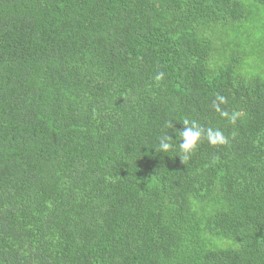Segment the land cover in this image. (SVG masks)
Here are the masks:
<instances>
[{
    "label": "trees",
    "instance_id": "obj_1",
    "mask_svg": "<svg viewBox=\"0 0 264 264\" xmlns=\"http://www.w3.org/2000/svg\"><path fill=\"white\" fill-rule=\"evenodd\" d=\"M261 10L0 0V264H264V81L235 71ZM185 118L229 143L182 162Z\"/></svg>",
    "mask_w": 264,
    "mask_h": 264
},
{
    "label": "clouds",
    "instance_id": "obj_2",
    "mask_svg": "<svg viewBox=\"0 0 264 264\" xmlns=\"http://www.w3.org/2000/svg\"><path fill=\"white\" fill-rule=\"evenodd\" d=\"M163 78V72L155 76L157 81H162ZM227 103L228 101L224 96L217 95L216 99L213 101L212 107L222 118L235 125L241 114L237 111L229 112L221 107ZM182 125L183 130H175L172 121H167L165 123V127L174 130L177 139H179V150L183 155L178 156L182 162L189 159L198 144L204 140L213 148H220L229 143V138L218 128L204 127L200 123L194 120L190 121L187 118L182 121ZM174 142L172 137L168 135V132H165L159 139V151L161 153L170 152L174 146Z\"/></svg>",
    "mask_w": 264,
    "mask_h": 264
},
{
    "label": "rangeland",
    "instance_id": "obj_3",
    "mask_svg": "<svg viewBox=\"0 0 264 264\" xmlns=\"http://www.w3.org/2000/svg\"><path fill=\"white\" fill-rule=\"evenodd\" d=\"M256 21L248 23L247 29L253 31L252 35L247 36L248 57L239 63L235 68L238 79L246 82L254 79L264 81V10L254 14ZM258 35L262 37L258 38Z\"/></svg>",
    "mask_w": 264,
    "mask_h": 264
}]
</instances>
